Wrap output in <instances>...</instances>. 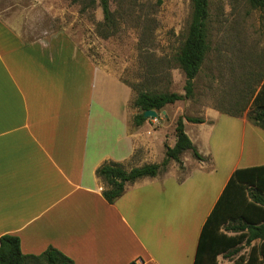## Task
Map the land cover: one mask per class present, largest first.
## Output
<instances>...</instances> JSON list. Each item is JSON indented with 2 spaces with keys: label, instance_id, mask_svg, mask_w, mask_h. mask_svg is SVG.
I'll list each match as a JSON object with an SVG mask.
<instances>
[{
  "label": "crops",
  "instance_id": "crops-1",
  "mask_svg": "<svg viewBox=\"0 0 264 264\" xmlns=\"http://www.w3.org/2000/svg\"><path fill=\"white\" fill-rule=\"evenodd\" d=\"M130 94L69 36L25 39L0 14V236L17 235L24 254L54 247L74 264H194L203 224L232 172L264 161L247 162L256 154L242 152L215 171L195 158L183 164L181 178L172 170L140 178L109 203L96 175L104 161L130 169L164 157H146L152 140L166 136L161 126L143 133L147 120L131 125ZM212 112L210 122L237 119L248 148L253 134L264 148L246 112ZM205 122L191 123L197 150L195 125ZM247 251L221 253L217 262L230 264Z\"/></svg>",
  "mask_w": 264,
  "mask_h": 264
},
{
  "label": "rangeland",
  "instance_id": "rangeland-1",
  "mask_svg": "<svg viewBox=\"0 0 264 264\" xmlns=\"http://www.w3.org/2000/svg\"><path fill=\"white\" fill-rule=\"evenodd\" d=\"M109 4L116 32L108 38L97 31L103 21L98 0H0V14L25 39L47 38L57 33L69 36L96 65L128 86L133 125L132 117L137 109L131 101L139 90L184 93L185 77L175 55L190 19L191 3L190 0H109ZM208 29L210 48L194 79L193 96L164 106L162 111L166 108L168 113L161 111L157 118L146 119L147 129L143 133L150 135V130L161 126V133L166 136L152 140L146 157L158 159L165 144H174L176 119L182 115L206 121L195 125L197 143L194 140L198 150L207 156L203 160L205 166L218 171L229 158L242 152L244 157L247 153L256 154V158L247 162L261 163L264 148L256 135H252L253 146L249 149V134L240 121L233 119L232 124L231 117L225 115L210 122L209 116H215L212 109L232 111L245 106L243 115L250 100L246 103L248 93L242 79L248 78L254 92L264 79V8H252L246 0H209ZM243 92L245 102L238 98ZM158 122L160 125H156ZM184 122L190 137L192 122L185 119ZM255 130L264 134L261 129ZM210 146L211 155L207 153ZM143 151L144 146H140L135 153ZM258 153L262 154L261 158L257 157ZM194 159L190 151H185L180 155L181 165L170 160L165 171L172 170L181 178L187 169L183 164ZM248 249L249 246H244L241 251Z\"/></svg>",
  "mask_w": 264,
  "mask_h": 264
},
{
  "label": "trees",
  "instance_id": "trees-1",
  "mask_svg": "<svg viewBox=\"0 0 264 264\" xmlns=\"http://www.w3.org/2000/svg\"><path fill=\"white\" fill-rule=\"evenodd\" d=\"M77 1V0H73ZM103 13V21L97 31L103 38L115 34L116 25L110 10L109 0H98ZM252 8H264V0H246ZM191 13L184 38L175 55L176 63L184 74V93L139 90L131 101L137 112L132 117L134 126L141 125L147 118L143 112L154 109L159 114L164 106L187 99L194 94V79L199 73L209 51V0H190ZM246 83L247 120L264 131V80L254 92ZM249 93H251L249 95ZM253 95V96H252ZM251 96V97H250ZM245 102L244 92L238 97ZM238 102V101H237ZM246 107L223 111L232 116H241ZM222 111V110H221ZM184 119L192 123L204 120L196 116H178L175 123V142L164 145V157L160 162L145 163L126 169L123 163L104 161L96 175L104 182L103 197L113 203L126 189V186L143 177H153L166 170L170 160L181 165L180 155L190 151L198 160H204L184 128ZM254 243L252 244V242ZM244 246L247 253L240 254L230 264L264 263V164L235 169L230 175L221 195L207 216L200 232L194 264H218L217 255L236 254ZM0 264H74L73 261L54 247H48L40 254H24L17 235L0 236Z\"/></svg>",
  "mask_w": 264,
  "mask_h": 264
},
{
  "label": "water",
  "instance_id": "water-1",
  "mask_svg": "<svg viewBox=\"0 0 264 264\" xmlns=\"http://www.w3.org/2000/svg\"><path fill=\"white\" fill-rule=\"evenodd\" d=\"M143 116H144L145 118H147V117H153V118H156V117L158 116V113H157V111L154 110V109H147V110H145V111L143 112Z\"/></svg>",
  "mask_w": 264,
  "mask_h": 264
},
{
  "label": "built area",
  "instance_id": "built-area-1",
  "mask_svg": "<svg viewBox=\"0 0 264 264\" xmlns=\"http://www.w3.org/2000/svg\"><path fill=\"white\" fill-rule=\"evenodd\" d=\"M128 264H138V260H132V261L129 262Z\"/></svg>",
  "mask_w": 264,
  "mask_h": 264
}]
</instances>
